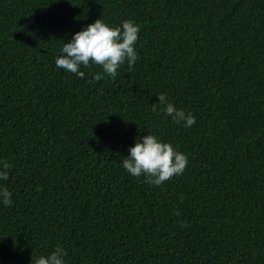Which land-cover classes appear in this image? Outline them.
<instances>
[{"label":"trees","instance_id":"obj_1","mask_svg":"<svg viewBox=\"0 0 264 264\" xmlns=\"http://www.w3.org/2000/svg\"><path fill=\"white\" fill-rule=\"evenodd\" d=\"M98 18L140 26L136 63L57 68ZM147 133L188 157L160 186L120 164ZM0 159V264H264V0H0Z\"/></svg>","mask_w":264,"mask_h":264},{"label":"clouds","instance_id":"obj_2","mask_svg":"<svg viewBox=\"0 0 264 264\" xmlns=\"http://www.w3.org/2000/svg\"><path fill=\"white\" fill-rule=\"evenodd\" d=\"M140 26L131 19L122 21L117 26L106 23L101 18L87 24L80 31L71 35L59 49L55 57V65L66 72L75 74L79 78L85 77L82 68L98 65L102 72L91 74L93 81H99L108 76L115 78L118 69L125 63L131 68L138 60L136 42ZM163 105V113L176 124L191 127L195 117L191 112L174 106L167 101L164 94L158 95ZM121 167L131 176H144L145 182L160 186L173 176L183 174L188 165V157L180 152L170 142L162 141L158 136L147 133L134 139L129 146L127 156L120 161ZM11 165L0 159V181L7 179ZM12 192L0 184V204L12 203ZM66 253L57 248L48 255H42L34 264H66Z\"/></svg>","mask_w":264,"mask_h":264}]
</instances>
